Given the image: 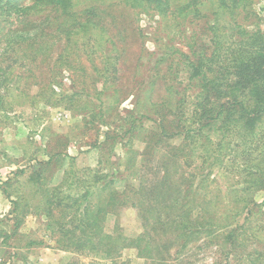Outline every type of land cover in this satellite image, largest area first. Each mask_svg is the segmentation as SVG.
<instances>
[{
  "label": "rangeland",
  "instance_id": "obj_1",
  "mask_svg": "<svg viewBox=\"0 0 264 264\" xmlns=\"http://www.w3.org/2000/svg\"><path fill=\"white\" fill-rule=\"evenodd\" d=\"M30 1L15 0V3L28 5ZM76 1L78 4L71 8L77 12L76 19L71 15L64 18V31L71 39L70 46L60 49L61 38L66 36L64 32L49 38L52 49L46 53L49 60L45 64L51 71L46 74L54 75V82L61 84L54 85L53 93L44 85L39 97H31L36 92L39 77L35 65L30 69V63L20 65L17 62L9 67L15 75H19L13 78L16 80L14 86L19 87L6 95L5 107L0 109L2 232L11 234L12 230L11 205L3 190L12 191L16 186L8 188L4 182L16 169L28 171L35 161L45 160L49 155H54L53 163L45 174L52 185L58 184L65 170L76 172L82 179H88L89 173L94 171L97 174L107 173L106 181L111 180L110 186L117 193L132 177L141 178L138 175L124 177L127 164H133L138 169L143 165H155L152 169L157 173L163 172V169L190 170L189 165H182L184 157L180 149L188 151L191 147L175 148L182 144V135L177 134L176 125L189 127L191 124L190 115L198 99L199 87L197 77H191L189 65L193 59H202L207 55L211 33L199 21L191 23L182 20L183 23H178L170 15L137 14L139 9L125 6L120 0ZM87 9L94 14L89 18L91 24L78 29L77 22L83 24L87 16L83 11ZM203 10L209 14V10ZM252 11L253 15L244 22V26L248 30L257 28L264 32V0L254 2ZM57 13L56 8L31 10L26 18L39 21L51 17L52 26ZM29 27L30 32L35 28L34 24ZM54 29L55 26L46 33L53 32L55 35ZM11 34L6 33V29H0V66L5 68L12 63L7 58L10 45L15 43L13 38L8 40ZM36 54L38 57L45 55ZM53 62L55 66H52ZM67 64L70 66L64 67ZM52 68H62L61 73H53ZM161 124L165 132L161 131ZM194 149L195 156L202 150L201 147ZM165 150L168 152L165 153ZM224 150L229 153V148ZM241 160L236 157L239 165ZM173 162H177L178 166ZM146 172L150 171L147 169ZM193 172H196L194 185L199 182L206 185V189H200L199 184L197 195L189 194L196 204L192 209V220L198 216V206L202 201L211 198V203L219 212L226 209V213H231L232 226L243 227L235 233L241 238L233 244L227 242L224 249L219 248L222 245L221 235L213 227L209 236L195 235L192 238L194 242H190L181 254L182 257L184 254L187 256V264H264V231L258 229L264 226V184L247 192L243 189L244 173L234 176L231 181L226 176H220L216 170L206 177V170L202 174L197 170ZM176 176L179 174H174L172 179L176 180ZM229 185L236 188L233 191L235 197L249 194L248 197L255 203L253 213L235 215L239 209L228 200ZM25 188L28 189L21 190L20 194L28 196L32 188ZM38 200H29L31 209L39 205ZM107 211L103 223L105 233H121L131 241L144 231L139 208L131 201L113 209L108 206ZM216 216L222 217L219 214ZM44 224L45 219L40 215L28 214L17 233L9 237L8 245L0 246V264H110L99 254L57 248L54 236L44 230ZM31 241L36 243L19 248ZM116 262L151 264L131 246L120 251Z\"/></svg>",
  "mask_w": 264,
  "mask_h": 264
},
{
  "label": "trees",
  "instance_id": "obj_2",
  "mask_svg": "<svg viewBox=\"0 0 264 264\" xmlns=\"http://www.w3.org/2000/svg\"><path fill=\"white\" fill-rule=\"evenodd\" d=\"M256 1L120 0L125 6L139 9L137 14L154 13L161 17L170 15L178 23L185 20L191 23L199 21L212 35L207 55L202 56V59L199 57L197 61L193 59L189 65L191 77H197L199 87L196 95L198 99L190 115L191 124L189 127L185 124L176 125L177 134L182 135V144L175 148L185 145L191 147L188 151L180 149L184 157L182 165H189L190 170L179 172L177 169H163V172L157 173L152 169L155 165H143L138 169L133 164H127L124 177L138 175L141 178L132 177L123 190L117 193L110 186L111 180L106 181L107 173L97 174L94 171L89 173L88 179H82L76 172L65 170L58 184L52 185L45 174V170H49L53 163L54 155H49L45 160L35 161L28 171L16 169L4 182L5 187L16 186L12 191L3 190L11 205L12 230L11 234L0 230V246L8 245L9 237L17 233L24 218L31 213L45 219L44 230L54 236L57 248L99 254L110 264H123L116 261L120 251L129 246L151 264H187V256H181L183 250L190 242H194L195 235L204 234L206 237L213 229L221 235L219 239L222 245L219 248L224 249L227 242L235 243L240 237L235 233L243 225L241 228L232 226L234 221L231 220V213H226V209L219 212L211 203V198L202 201L204 204L198 206V216L192 220V209L196 204L189 194L197 195V188L201 184L198 182L194 185L196 172L193 170L201 174L206 170L204 177L216 170L220 176H226L231 181L234 176L244 173L243 189L247 192L264 184V32L257 28L248 30L244 26V22L253 15L252 5ZM76 3V0H31L30 4L23 5L15 3V0H0V29H6V33L11 32L8 40L13 38L15 41L10 45L7 57L12 63L7 68L0 66V109L5 107L6 95L16 87L13 78L19 75H15L9 67L17 62L20 65L30 63V69L33 65L38 69L37 88L31 97H39L44 85L51 93L54 85H61L54 82V75L46 74L51 71L45 64L49 60L46 53L52 49L49 38L58 37L62 32L66 36L61 38L60 49L70 46L71 39L64 31V18L71 15L76 19L77 12L71 10ZM53 8L59 13L52 26L51 17L39 21L26 18L27 12L31 10L34 12ZM203 8L209 10V14L204 13ZM88 11H83L87 16L82 25L80 21L77 22L78 29L91 24L89 18L94 14ZM33 24L35 28L30 32L29 25ZM12 25L13 28H10ZM54 26L55 35L53 32L46 33ZM37 52L45 55L38 57ZM69 66L67 64L64 67ZM61 70L52 68L55 74H60ZM161 127V131L165 132L163 124ZM194 147L202 148L199 155H194ZM225 148H229V153ZM236 157L242 159L241 165L236 162ZM173 165L178 166L177 162H173ZM147 169L150 172H146ZM176 173L179 176L174 180L172 178ZM145 174L151 177L147 175L145 178ZM135 180H138L137 183ZM25 186L32 188L28 196L20 194L21 190L28 189ZM200 189L205 190L206 185L201 184ZM234 189L231 185L227 188L230 192L228 200L239 209L235 215L240 212H245V215L253 213L255 203L248 197L249 194L235 197ZM219 193L216 192L215 196ZM36 197L39 205L31 209L29 200ZM129 201L139 208L144 222V231L131 241L121 233H105L103 225L108 206L113 209ZM197 219L200 220L196 222ZM258 229L264 231V226ZM180 241L183 242L180 244ZM35 243L26 242L19 248Z\"/></svg>",
  "mask_w": 264,
  "mask_h": 264
},
{
  "label": "crops",
  "instance_id": "obj_3",
  "mask_svg": "<svg viewBox=\"0 0 264 264\" xmlns=\"http://www.w3.org/2000/svg\"><path fill=\"white\" fill-rule=\"evenodd\" d=\"M7 244H8V241H7Z\"/></svg>",
  "mask_w": 264,
  "mask_h": 264
}]
</instances>
